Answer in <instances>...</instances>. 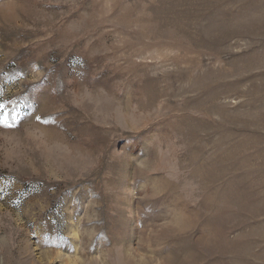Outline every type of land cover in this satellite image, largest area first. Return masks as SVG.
<instances>
[{
	"label": "rangeland",
	"instance_id": "rangeland-1",
	"mask_svg": "<svg viewBox=\"0 0 264 264\" xmlns=\"http://www.w3.org/2000/svg\"><path fill=\"white\" fill-rule=\"evenodd\" d=\"M0 264H264V0H0Z\"/></svg>",
	"mask_w": 264,
	"mask_h": 264
}]
</instances>
